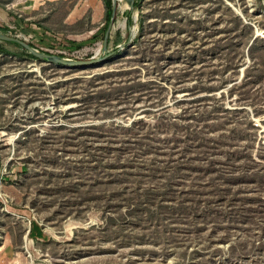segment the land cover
Here are the masks:
<instances>
[{
    "label": "rangeland",
    "instance_id": "374dc122",
    "mask_svg": "<svg viewBox=\"0 0 264 264\" xmlns=\"http://www.w3.org/2000/svg\"><path fill=\"white\" fill-rule=\"evenodd\" d=\"M131 9L115 51L103 0H0V34L107 57L0 42V264H264V0H121L112 37Z\"/></svg>",
    "mask_w": 264,
    "mask_h": 264
},
{
    "label": "water",
    "instance_id": "95a60500",
    "mask_svg": "<svg viewBox=\"0 0 264 264\" xmlns=\"http://www.w3.org/2000/svg\"><path fill=\"white\" fill-rule=\"evenodd\" d=\"M121 0H113V13H112V18L108 24L106 33H105V39H104V50H106L108 48V39L111 35L113 26H114V20L116 17V13L117 10L119 9V2ZM127 2V4L129 5V7H133L134 4V0H125ZM241 16H243L242 14H240ZM257 35H259V32H257ZM0 42H13L16 43L18 45H20L21 47H23L25 50H27L28 53H30L31 55H33L34 57H36L39 60H45L48 61L50 63H53L59 67L62 68H67V69H73V70H86V69H91L94 67H97L99 65H101L105 59L107 58H100V59H90V60H74V59H67V58H62L60 56L57 55H51V54H47V53H43L40 52L36 49H34L33 47H31L29 44H27L25 41L10 37L8 35H3L0 34ZM127 43H124L121 45V47H125Z\"/></svg>",
    "mask_w": 264,
    "mask_h": 264
},
{
    "label": "trees",
    "instance_id": "16d2710c",
    "mask_svg": "<svg viewBox=\"0 0 264 264\" xmlns=\"http://www.w3.org/2000/svg\"><path fill=\"white\" fill-rule=\"evenodd\" d=\"M141 1H142V0H134L133 10H136L137 8L140 7V3H141ZM103 2H104L105 7H106V22H105V26H104V30H103V34H104V37H105V33H106V30H107L108 24H109V22H110V20H111V18H112V13H113V0H103ZM132 12H133L132 9L127 11V17H128L127 26H128V27H127V33H126V36H123L122 31H121V30H118V31L115 33L114 37H112V36L110 35V37H109V39H108V47H109V46L111 47V45H112V47H113V49H114L115 51H118L117 46L123 44V43L126 41V38H127L128 34H129V28H130L131 23H132ZM117 14H118V10H117V13H116V17H115L114 22H116V20H117ZM235 18L238 19V17H235ZM239 20H240V19H239ZM30 46H31V45H30ZM19 47L23 50V52H25V53L27 52V50H25V49H24L23 47H21L20 45H19ZM31 47H32V46H31ZM0 54H9V51H8L4 46L0 45ZM28 54H29V53H28ZM5 56H7V55H5ZM27 56H28L29 58H31L32 60H39V59H37L36 57H34L33 55H31V54H29V55H27ZM115 56H116V55H114V57H115ZM128 56H129V55H127L126 57H125V56H123V57H124V58H127ZM61 57H63V56H61ZM123 57L117 59V61L123 59ZM111 58H113V56H112ZM117 61H115V62H117ZM136 62L140 63V62H141V59H140V60L137 59ZM140 84H142V83L139 81L138 83H136V84H134V85H131V87H134V86H140ZM124 89H125L124 87L120 88V90H124Z\"/></svg>",
    "mask_w": 264,
    "mask_h": 264
},
{
    "label": "bare ground",
    "instance_id": "6f19581e",
    "mask_svg": "<svg viewBox=\"0 0 264 264\" xmlns=\"http://www.w3.org/2000/svg\"><path fill=\"white\" fill-rule=\"evenodd\" d=\"M237 14H239V15H240L241 13H240L239 11H237Z\"/></svg>",
    "mask_w": 264,
    "mask_h": 264
}]
</instances>
